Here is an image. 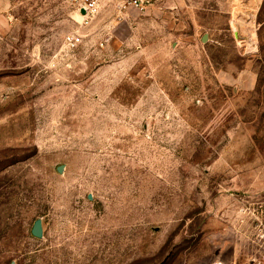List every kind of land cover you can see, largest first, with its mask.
<instances>
[{
  "label": "rangeland",
  "instance_id": "374dc122",
  "mask_svg": "<svg viewBox=\"0 0 264 264\" xmlns=\"http://www.w3.org/2000/svg\"><path fill=\"white\" fill-rule=\"evenodd\" d=\"M262 224L264 0H0V264H244Z\"/></svg>",
  "mask_w": 264,
  "mask_h": 264
},
{
  "label": "built area",
  "instance_id": "2783aa9c",
  "mask_svg": "<svg viewBox=\"0 0 264 264\" xmlns=\"http://www.w3.org/2000/svg\"><path fill=\"white\" fill-rule=\"evenodd\" d=\"M78 7L83 18L86 20L95 16L103 2V0H72ZM157 0H112V4L119 10L132 9L143 12L147 10L153 2ZM71 42H78L79 38L72 36L68 37ZM260 235L257 242H254V248L250 250L246 256L244 264H264V224L259 227ZM214 264H225L216 262Z\"/></svg>",
  "mask_w": 264,
  "mask_h": 264
},
{
  "label": "water",
  "instance_id": "95a60500",
  "mask_svg": "<svg viewBox=\"0 0 264 264\" xmlns=\"http://www.w3.org/2000/svg\"><path fill=\"white\" fill-rule=\"evenodd\" d=\"M63 172V168L59 167L58 168V173L62 174ZM31 234L35 237V238H39L41 239L43 237V227H42V221L41 219L36 220V222L33 225V228L31 230Z\"/></svg>",
  "mask_w": 264,
  "mask_h": 264
}]
</instances>
